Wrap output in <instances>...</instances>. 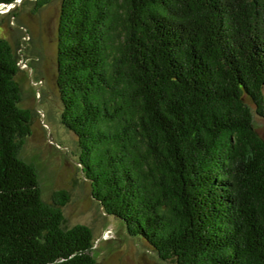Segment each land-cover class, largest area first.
Masks as SVG:
<instances>
[{
  "label": "trees",
  "instance_id": "16d2710c",
  "mask_svg": "<svg viewBox=\"0 0 264 264\" xmlns=\"http://www.w3.org/2000/svg\"><path fill=\"white\" fill-rule=\"evenodd\" d=\"M16 49L0 37V264H96L20 156ZM54 81L104 213L170 264H264V0H61Z\"/></svg>",
  "mask_w": 264,
  "mask_h": 264
},
{
  "label": "rangeland",
  "instance_id": "374dc122",
  "mask_svg": "<svg viewBox=\"0 0 264 264\" xmlns=\"http://www.w3.org/2000/svg\"><path fill=\"white\" fill-rule=\"evenodd\" d=\"M37 0L0 4V37L17 47L19 72L15 79L22 91L21 107L35 118L20 156L38 174L42 199L51 202L55 191L67 190L62 207L63 225H87L93 232L91 255L96 264H170L161 260L139 236H131L125 224L102 211L81 176L77 139L60 122L62 110L55 86L56 25L61 0H49L34 9ZM264 98V87L262 89ZM253 112L252 126L264 139V117Z\"/></svg>",
  "mask_w": 264,
  "mask_h": 264
},
{
  "label": "water",
  "instance_id": "95a60500",
  "mask_svg": "<svg viewBox=\"0 0 264 264\" xmlns=\"http://www.w3.org/2000/svg\"><path fill=\"white\" fill-rule=\"evenodd\" d=\"M3 5H7V4H3Z\"/></svg>",
  "mask_w": 264,
  "mask_h": 264
}]
</instances>
